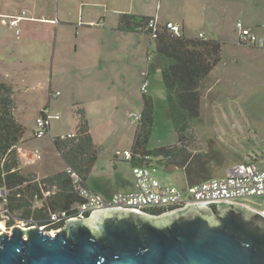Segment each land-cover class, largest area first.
Returning <instances> with one entry per match:
<instances>
[{
    "label": "rangeland",
    "instance_id": "1",
    "mask_svg": "<svg viewBox=\"0 0 264 264\" xmlns=\"http://www.w3.org/2000/svg\"><path fill=\"white\" fill-rule=\"evenodd\" d=\"M214 2L220 3L219 15ZM190 3L199 15L205 10L204 15L220 18L219 29L224 24L232 34L220 40V61L200 88L199 117L189 122L183 144H179L173 123L164 112L165 89L159 68L149 77L150 94L140 91L139 70L146 66L148 54L154 57V41L145 32L129 36L117 27L122 13L159 16L161 20L183 18ZM190 12L187 10L191 17ZM205 18L191 27L185 25V34L194 37L204 30L207 38L212 37ZM237 21L245 25L248 21L253 32L264 34V0H0V79L12 85L15 116L25 129L20 145L27 150L24 162H31L23 164L20 157L23 171L37 176L46 166V171L69 166L55 149L53 137L68 132L75 135L76 110L81 108L100 144L94 173L112 178L117 168L128 184L113 190H135L131 163L119 160H123L125 149L130 150L137 129L131 112L141 114L144 99L152 104L154 117L147 149L176 141L182 149L172 158L185 153L188 159L202 162L204 177L224 176L240 161L264 167V49L232 42ZM44 107L51 115L61 116L51 117L47 134L34 138V121ZM150 155L154 160L161 158ZM154 163L165 180L186 186L187 166L167 169ZM92 182L89 180L91 186ZM48 190L42 191L41 200L47 198ZM241 201L264 211V198ZM11 219L14 224L9 226ZM26 221L10 217L0 205V232L10 234L15 224H37ZM45 230L50 232L52 227Z\"/></svg>",
    "mask_w": 264,
    "mask_h": 264
},
{
    "label": "water",
    "instance_id": "2",
    "mask_svg": "<svg viewBox=\"0 0 264 264\" xmlns=\"http://www.w3.org/2000/svg\"><path fill=\"white\" fill-rule=\"evenodd\" d=\"M0 264H264V214L207 201L160 214L95 210L54 233L15 224L0 232Z\"/></svg>",
    "mask_w": 264,
    "mask_h": 264
},
{
    "label": "trees",
    "instance_id": "3",
    "mask_svg": "<svg viewBox=\"0 0 264 264\" xmlns=\"http://www.w3.org/2000/svg\"><path fill=\"white\" fill-rule=\"evenodd\" d=\"M151 18L153 17L122 13L118 29L150 35L144 27ZM164 23H160L157 37L152 39L155 47L151 61L153 68H159L161 71L166 115L173 123L178 143L183 144L182 137L189 122L199 117L200 88L204 79L220 61L223 43L215 38L186 36L182 29L179 33H173L161 26ZM13 92L12 85L0 79V205H4L7 214L12 218L31 220L41 225L46 222L49 210L68 208L72 203L79 201V198L65 169L39 178L23 171L17 148L23 141L25 129L15 116L16 103ZM76 116L78 122L75 135L64 139L55 136L53 144L66 165L74 168L87 184L85 179L98 159L99 149L92 140L88 120L81 108L76 110ZM153 123L152 104L148 99H144L141 120L134 135V153H149L170 158L178 155L182 149L178 144L156 149L146 148ZM52 185L59 188L58 192L48 196L42 206H34L35 197L41 199L42 191ZM64 193L70 195L69 201L58 207L57 197ZM161 212L150 210L152 214ZM12 224L13 219L8 221L9 226Z\"/></svg>",
    "mask_w": 264,
    "mask_h": 264
},
{
    "label": "built area",
    "instance_id": "4",
    "mask_svg": "<svg viewBox=\"0 0 264 264\" xmlns=\"http://www.w3.org/2000/svg\"><path fill=\"white\" fill-rule=\"evenodd\" d=\"M17 19L12 20V24L17 22ZM161 26L173 33H179L181 30L180 24L172 21H167ZM235 26L236 42L239 45L264 48V34H256L241 21H237ZM144 28L149 31L151 38L155 39L160 29L157 17L149 19ZM198 36L203 37V33H199ZM151 60L152 56L148 54L147 62ZM149 74V66L140 73V91L142 95L148 93ZM58 94L59 92L55 93V95ZM60 116V113L51 115L47 107H44L35 118L32 136L34 138L45 136L49 128V119L51 117L60 118ZM130 116L138 123L141 120V114L131 112ZM64 136L72 137L74 134L60 135L61 138H64ZM134 158L139 159L140 163H133L132 160ZM124 160L131 163L135 190L114 192L109 196L101 195L91 189L74 168L66 166L65 171L71 180L73 190L79 201L68 208L49 210L46 222L39 227L45 230L51 226L52 230L50 232H55L64 226L67 219L87 218L95 210L111 207L122 208L123 210L132 209L143 213H150V210H160L163 213L181 208L187 203L207 201L239 202L264 214V211L241 201L244 198L253 196L264 198V168H258L254 163L233 165L224 176L217 178L208 177L190 183L185 187H178L160 176L154 163L156 160L149 153L137 154L132 149L125 150ZM56 187L55 185L49 187V194L56 193L58 191H56ZM49 194L44 197H48ZM44 202L45 200L35 198L34 206H42ZM29 221H26V223H29Z\"/></svg>",
    "mask_w": 264,
    "mask_h": 264
},
{
    "label": "crops",
    "instance_id": "5",
    "mask_svg": "<svg viewBox=\"0 0 264 264\" xmlns=\"http://www.w3.org/2000/svg\"><path fill=\"white\" fill-rule=\"evenodd\" d=\"M214 4H215L216 8L218 9V10H216V14L219 15L220 14V7H219L220 6V3H217L216 4V2H214ZM194 6H195L194 3L186 4V6H185L186 10L184 12L185 15L183 16V18H178V19H175V20L174 19H171V18L166 19V20H161L159 18V16H157V21L159 23H164L165 21H172V22H175V23H179L180 26H181V29H182L183 33L185 34V25H186V27H191V25L195 24L196 22H200L202 20V17L204 16V17H206L205 20H206L207 25L209 26V28L211 30L212 37H210L209 39L215 38V39H218V40H221V39L224 40L225 38H228L229 32H230V34H232V31H226L225 30V25L224 24H223V27H220V29H219V26H217V22H220V20H221L220 18H217V17H214V18L213 17H209L208 14L204 15L205 14V10L202 11V14L203 15H199L198 14V11H196L198 8L196 6L194 8ZM189 9L191 11H193V12H190L192 14L191 17L189 16V13H187V10H189ZM247 23L248 24H246V25L244 23L243 24L251 29L252 28V25H250V24H252V23H250L248 21H247ZM118 25H119V20H118ZM217 28H218V30H217ZM118 30L121 33H123L125 35H129V36H130L131 33L138 32V31H123V30H120V29H118ZM233 32H234V30H233ZM199 33H203V36L205 38L208 37L206 35V33L204 32V30L200 31ZM185 35L188 36V34H185ZM232 37H233L232 38L233 39L232 42L235 44L236 43V41H235L236 40V33H233V36ZM247 47H252V46H247ZM252 48H257V47H252ZM259 49H264V48H259ZM151 65H152V61H150V63L147 62L146 66L143 65L140 68V70H139V75H140V73H141L142 70L146 69L147 66H149V69H150L149 77H150V75L152 74V72L155 70L153 68V65L152 66ZM140 78H141V75H140ZM149 94L150 93L148 92L147 95H149ZM82 110H83V112H84V114L86 116V112L84 111V109H82ZM164 112H165V115H166L165 106H164ZM88 125H89V123H88ZM75 129H76V127H75ZM89 131H90V134L92 136L93 142L95 143V145L99 149L100 144L97 142V140L95 139L94 135L92 134V131L90 129V126H89ZM68 133H70V132H68ZM134 135H135V133H134ZM133 142H134V136L132 137V144H131V148L130 149H132V150L135 151V149L132 148ZM173 144H177L176 141L174 143H170V144H167V145H173ZM164 146H166V145H164ZM149 149H151V148H149ZM18 150H19L20 157L22 159L23 164L24 163L25 164H30V162H31V161H29L30 159L28 161L25 160V162L23 160V156H27V153H25L27 150H25L24 148H22L21 145L18 146ZM125 150H129V149H125ZM119 161H125L127 163H130V162L124 160V158H123V160H119ZM156 161L159 162V163L164 164L165 166H167V169H170L171 167H175V166H179V167L187 166L186 168L184 167L185 168L184 169L185 170L184 176H185V182H186L185 185H188L190 183H194V182H197V181H200L202 179H205V178L210 177L209 174L204 177L205 166L202 164V162H199V161H197L195 159H190V158L188 159L187 158V154H185V153L182 154V156L180 158L177 157V159H174L172 157L170 158V157H166L165 156V157H161L160 159H158ZM132 162L133 163H140V160L137 159V158H134L132 160ZM242 163H244V162L240 161V162H238V163H236L234 165L242 164ZM251 163H253V162H251ZM95 165H96V162L94 163V165L92 167V171L90 170V172H89V174L87 176V179H86L87 180L86 181L87 182V185L91 189H93L94 191H96L98 193L103 194L104 196H109L112 193H114L116 189L118 190L120 188H126L127 187L128 179L126 178L125 174L122 173V172H120L117 168H116L117 175L115 177L114 176L112 178H110V177H102V176L99 177V176L96 175V173H94ZM262 168H264V167H262ZM44 169H45L44 171H40V172L38 171L37 172V177L38 178L39 177H45V176L50 175V174H52L54 172H57V171H61L62 170L61 168H59V169H56V170L46 171V170H48V167L47 166L44 167ZM101 173H103V172H101ZM91 176H95V177H93L92 179H88ZM89 180H92L93 181L92 182L93 183L92 186L89 183ZM113 189H115V190H113ZM65 193L64 194H61V195H59L57 197L56 205L58 207L66 204L69 201L70 195H66L67 193L66 194ZM75 203L76 202L72 203L71 205H73Z\"/></svg>",
    "mask_w": 264,
    "mask_h": 264
},
{
    "label": "flooded vegetation",
    "instance_id": "6",
    "mask_svg": "<svg viewBox=\"0 0 264 264\" xmlns=\"http://www.w3.org/2000/svg\"><path fill=\"white\" fill-rule=\"evenodd\" d=\"M162 213V212H161ZM160 214V213H159Z\"/></svg>",
    "mask_w": 264,
    "mask_h": 264
}]
</instances>
